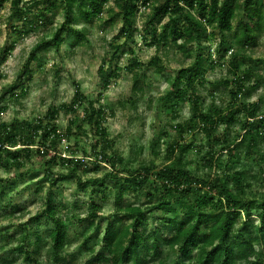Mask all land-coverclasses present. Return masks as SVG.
Here are the masks:
<instances>
[{"label":"trees","instance_id":"16d2710c","mask_svg":"<svg viewBox=\"0 0 264 264\" xmlns=\"http://www.w3.org/2000/svg\"><path fill=\"white\" fill-rule=\"evenodd\" d=\"M22 1L0 0V9L10 2V18L20 23L12 28L15 33H26L29 31L26 27L36 28V22L46 24V16L51 12L61 10L64 21L50 39H41L35 44L19 76L31 74L28 66L37 54L50 48L59 51L63 35L77 32L72 28L74 22L92 23L99 19L110 1L115 9L107 10L111 17L104 24H111L115 16L121 21L114 41L119 38L129 41L137 30L140 10H150L151 17L144 20L142 29L148 37L142 39L149 41V46L156 51L173 48L181 42L178 52L192 60L174 78H165L171 86L158 99L157 108L172 120H178L179 108L188 103L191 107L188 121L176 123L172 128L183 135L199 131L207 146L204 143L194 146L183 140L166 142L163 164L149 161L131 168L133 161L109 151L113 145L104 124L111 112L101 104L102 96L87 98L76 82H73L71 101L50 107L42 118L0 123V169L13 171L22 180L33 173L20 171L25 163L33 157L43 162L39 184L47 187L44 207L29 222L39 226L43 218L45 224H52L43 233L36 228L31 230L27 224L19 226L20 235L11 238L16 248L10 249L17 252V260L39 264L41 251L46 249L50 264H68L66 248L79 241L77 253L86 259L85 264H264V191L256 193L249 181L264 184V93L249 102L252 87L264 88V55L259 59L248 55L257 46L258 37L264 35V0H41L44 7L35 15L26 6H20ZM229 33L236 48L227 39ZM79 44L75 41L73 46ZM110 47L113 53L98 68L100 80L109 85L121 70L132 73V95L125 103L136 109L135 96L145 86V76L140 72L149 65H162V61L156 56L145 66L133 56L127 67L112 69V62L122 47L115 44ZM13 49L12 44L2 50L0 63ZM128 52L133 55L131 49ZM215 66L226 68L227 77L219 83L224 90L229 88V101L226 105L211 104L202 108L203 98L197 86L205 84V68ZM257 70L262 72L260 77L256 75ZM20 94H26L25 89ZM79 110L82 117L78 121ZM61 113L70 116L62 132L57 123ZM84 125L95 137L90 147L92 153L82 149L81 157L75 156V152L70 156L58 154L60 142L85 132ZM160 133L166 137L165 131ZM194 148L199 153L205 151L201 159V164L209 170L205 175L188 167L191 163L186 155ZM50 151L54 156H49ZM151 154L158 155L156 151ZM91 157L96 171L101 163L107 164L110 170L97 179H82L87 163L84 168L81 163ZM244 160L249 166L241 164ZM252 164L259 166V173L249 179ZM57 165L65 168V172L54 173ZM70 180L76 182L79 190L90 188V194H96L103 202L108 201L104 195L106 182L113 183L114 211L105 219L101 237L86 229L76 233L73 240L68 225L80 222V215L71 213L63 220L57 217L53 189L59 182ZM0 182L8 188L14 184L12 179H0ZM129 193L135 194V200L141 204L124 205L123 199ZM99 208L92 203L84 219L99 218L96 215ZM12 210L20 211L18 206ZM151 213L157 214V218L154 227L148 230L147 215ZM14 260L3 259L1 264Z\"/></svg>","mask_w":264,"mask_h":264},{"label":"rangeland","instance_id":"374dc122","mask_svg":"<svg viewBox=\"0 0 264 264\" xmlns=\"http://www.w3.org/2000/svg\"><path fill=\"white\" fill-rule=\"evenodd\" d=\"M22 5L26 6L32 15H35L36 11H41L44 7L41 0H23L20 6ZM108 9H115L112 1L106 5L103 15L99 19L93 20L92 23L74 22L72 28L76 29L77 32L72 33L70 36L66 33L63 35L64 42L61 44L59 51L50 48L37 54L36 59L32 60L28 66L31 74L19 76L29 59L32 48L41 39H50L51 35L64 21V13L61 10L56 13H48L46 24L36 22V28L29 29V27H26L29 31L20 34L12 31V28L19 26L20 23L10 18V2L3 5L0 9V57H2L4 48L13 44L14 49L0 63V75L2 77L0 79V123H11L12 121L31 122L42 118L50 107L71 101L74 93L73 82H76L87 98L95 99L98 95L102 96L101 104L111 112V116L107 118L104 124L108 138L113 145V148L109 151H116L123 159L133 161L131 168L136 167L139 163H148L149 161H153L157 165L163 164L166 142L183 140L186 143H193L194 146L204 143V137L197 130L193 135L190 133L183 135L172 128L176 123L188 121L191 114V107L188 103L179 108L178 120H172L171 116H167L157 108L158 99L163 97L171 86V83L166 82L165 78H174L179 69L191 64V59L183 57L178 52V49L182 47L181 42H177V45H173V48L167 47L159 51H156L153 46H149V41L145 42L142 39V37L147 36L142 31L143 22L151 17V12L148 9L144 11L141 9L138 13L137 30L129 41L125 42L123 38L114 41V38L118 35L121 21L115 16L112 17L111 24H104V21L111 17L110 14H107ZM78 30L86 35L79 34ZM229 35L231 34H227L228 41L232 47L236 48ZM217 39H219V35H217ZM75 41H79L80 44L73 46ZM111 44L122 47L112 62V69L114 67L121 69L127 67L133 56L145 66L156 56L162 61V65H149L140 72V75L145 76V86L142 93L135 96L136 109L125 103L132 95V73L124 69L121 70L119 76L113 79L109 85H104L100 80L98 68L102 60L104 58L108 59L113 53V49L110 47ZM129 49L132 50L133 55L129 54ZM248 55L251 59L263 57V34L258 37L257 46L248 51ZM212 60L215 61V57ZM256 75L260 77L262 72L257 70ZM226 77V68L219 66H215L213 69L205 68V84L204 86H197V92L203 98L202 108H207L211 104L226 105L228 103L227 92L229 88L224 90L219 83L221 78ZM23 89H25L26 94L21 95ZM263 93L264 88L252 87L249 102L256 101ZM81 117L82 111L79 110L77 113L78 121ZM69 119V115L60 114L57 120L60 132L65 130ZM161 130L166 132V137L160 133ZM84 131L78 135H71L69 139L62 140L57 147L58 154L70 156L72 155L71 152H75V156L81 157L83 155L82 149L85 153H92L90 147L95 141V137L89 131L87 125H84ZM151 141H154L153 146ZM76 144L79 145L78 148H76ZM204 145L207 146L206 143ZM151 151H156L158 155L151 154ZM204 152L199 153L197 148H194L186 155V160L191 163L188 166L189 169L197 170L199 174L203 175L209 171L208 167L201 164ZM49 156H54V152L50 151ZM93 162L94 158L91 157L85 158L84 163H81V168H84L83 165L87 163L84 169L85 172L80 173L82 179H97L104 172L110 170L107 164L101 163L96 171ZM42 163L36 157L25 163L20 171L32 170L33 173L32 176H27L22 180L16 177L13 171L0 169V179H12L14 183L12 187L8 188L3 187L0 182V264L3 259H15L10 264H24V262L17 260L16 251H10V249L16 248V244L11 238L20 235V225L27 224L26 226L31 230L36 228L41 233L52 226L51 222L45 224L43 218L39 221V226L29 222L44 207L43 202L47 187L39 184L42 178L40 172ZM241 164L249 166V162L245 160L241 161ZM258 168L259 166L255 164H252V168L249 167V179L259 173ZM53 171L61 174L65 172V168L57 165L53 168ZM249 181L253 184L256 193L264 191V184L259 185L253 180ZM112 188L113 183L107 181L104 194L108 199L107 202L101 201L96 194H90V188L86 191L79 190L74 180L61 181L58 183L57 188L53 189L55 192L54 203L58 210L57 217L63 220L71 213L80 215V222L68 225V233L73 240L77 237L76 233H82L86 229L93 230L94 235L98 233L101 237L106 226L105 219L114 211ZM92 203L100 207L96 214L99 218L86 221L84 218ZM134 203L141 204L140 201L135 200V194L129 193L123 199L124 205ZM13 206H18L20 211H13ZM119 218L120 216L117 217V219ZM147 218L149 219L148 230H151L155 225L154 220H156L157 214L151 213L147 215ZM126 225L127 222L124 221L123 226ZM77 251H79V241L66 248L65 258L68 264H85L86 259ZM45 252L46 249L41 251L39 264H50L46 259Z\"/></svg>","mask_w":264,"mask_h":264},{"label":"built area","instance_id":"2783aa9c","mask_svg":"<svg viewBox=\"0 0 264 264\" xmlns=\"http://www.w3.org/2000/svg\"><path fill=\"white\" fill-rule=\"evenodd\" d=\"M225 59H227V57H225Z\"/></svg>","mask_w":264,"mask_h":264}]
</instances>
